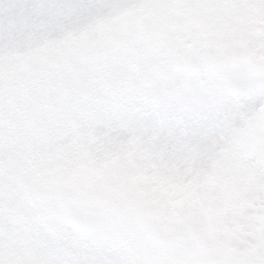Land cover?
Returning a JSON list of instances; mask_svg holds the SVG:
<instances>
[{
  "label": "clouds",
  "instance_id": "9594fccd",
  "mask_svg": "<svg viewBox=\"0 0 264 264\" xmlns=\"http://www.w3.org/2000/svg\"><path fill=\"white\" fill-rule=\"evenodd\" d=\"M41 6L30 31H21L0 60L49 54L70 38L103 39L123 32L144 11V0H33ZM8 0H0V12ZM255 13L249 9L246 15ZM177 27L186 21L174 10ZM264 47V29L251 31L249 44ZM167 58V86L144 83L118 90L113 114L121 143L103 179L119 181L123 172L153 169L167 179L198 176L204 196L217 204L211 241L191 252V264H264V167H245L254 146L264 143V57L239 47L220 46L210 33L185 34L178 46L160 45ZM11 69H9L10 71ZM4 189L10 149L0 146ZM131 149V151H129ZM101 179V177H97ZM53 216L63 218L58 230ZM43 232L9 213L0 222V264H157L172 250L137 216L97 218L74 201L60 202ZM47 236L58 244L45 242ZM157 258L152 261L143 257Z\"/></svg>",
  "mask_w": 264,
  "mask_h": 264
},
{
  "label": "snow or ice",
  "instance_id": "6c2138e0",
  "mask_svg": "<svg viewBox=\"0 0 264 264\" xmlns=\"http://www.w3.org/2000/svg\"><path fill=\"white\" fill-rule=\"evenodd\" d=\"M177 9L187 18L179 27L172 15ZM249 9L255 10L251 18ZM40 11L33 0H8L0 12L5 52L22 30L33 28ZM185 29L207 31L220 46L264 57V47L249 44L250 30L264 29V0H144V11L117 35L70 38L49 54L0 60V146L10 149L11 161L7 191L0 175V222L13 213L22 218L21 230L42 233L44 217L71 200L97 218L140 217L171 243L167 255L143 259L191 264V252L211 241L218 211L215 200L204 196L200 177L171 180L153 169L133 174L126 168L119 181L103 179L113 164V148L121 143L112 110L115 94L144 83L166 87L171 73L163 49H156L178 46ZM244 164L257 172L264 167V143L254 146ZM53 219L58 230L64 227L63 218ZM93 264H103L102 258Z\"/></svg>",
  "mask_w": 264,
  "mask_h": 264
}]
</instances>
